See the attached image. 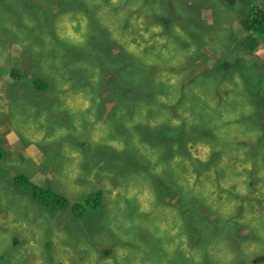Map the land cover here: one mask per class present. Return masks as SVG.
<instances>
[{"label": "rangeland", "instance_id": "1", "mask_svg": "<svg viewBox=\"0 0 264 264\" xmlns=\"http://www.w3.org/2000/svg\"><path fill=\"white\" fill-rule=\"evenodd\" d=\"M257 3L0 0V264H264V133L228 103L264 96ZM127 53L142 66H112Z\"/></svg>", "mask_w": 264, "mask_h": 264}, {"label": "trees", "instance_id": "2", "mask_svg": "<svg viewBox=\"0 0 264 264\" xmlns=\"http://www.w3.org/2000/svg\"><path fill=\"white\" fill-rule=\"evenodd\" d=\"M259 1V0H258ZM115 9V8H113ZM248 17L246 18L247 23H245V26L248 30V33L251 34V36H255L258 38H262L264 37V8H261L260 5L257 3L255 4L253 7L250 8V10L248 11ZM164 23L165 25H168V21L167 19H164ZM129 62L132 65H137V66H142V62L141 60L138 58L137 55L131 53V54H126L124 56H117L114 63H113V67L118 66L121 62ZM245 62H243L244 64ZM242 64V65H243ZM220 66L223 65V63L219 64ZM250 65L247 66V70L246 73L244 74H250L251 70H249ZM141 84H146L145 86L149 88L150 92H162L160 89V85L158 84V82H155V80L152 78V76L150 78H146V81H143L141 83H136V85H141ZM35 87L39 90H43L45 89L46 85L43 82H35ZM248 87V86H246ZM239 97L234 98V100L232 102H228L230 103V107H232V109L238 114V115H242L241 116V120L239 121V124L243 123L245 124V126H247V130H256L259 131L261 133V137H263V133H264V127L261 126V117L258 116L260 114H264V96L261 97H254V98H250L248 97H244L241 95V93L237 92ZM247 93V92H246ZM205 107L203 109H201L202 111H198L197 113V118L196 120H198V122L196 124H198L201 120V117L204 116L205 120L207 122V124H209L210 122V115L207 114L206 112H204L203 110L209 108V106L205 103ZM261 105V106H260ZM218 110V109H217ZM216 110V111H217ZM220 110V108H219ZM215 110H213V112H216ZM219 118H220V111H217ZM255 119H258L257 121H255ZM220 121L217 122V124L219 125V123L221 122V119H219ZM194 124V125H196ZM217 125V126H218ZM168 128V131L166 133L167 138H169L171 136L172 133L175 134L176 138H177V148L175 151H172V154H181L180 150H181V134L183 133V126H178V127H173L171 128L170 126H166ZM211 127V134L206 135H198L196 137H191L190 142L192 144H196L199 142H203V143H208V142H213L215 141V137L212 135V132L215 129V126H210ZM224 145L223 147H225L227 145V143L222 144ZM243 145V144H242ZM246 146H250L247 145ZM252 146V145H251ZM251 146L249 148H251ZM244 147V146H243ZM213 150V149H212ZM250 150V149H249ZM170 151V150H169ZM215 154V153H214ZM213 154V155H214ZM128 156H131V153H127ZM3 158V150L0 147V162L2 161ZM264 167V165H262ZM14 183L17 186L20 187H25V188H30V192L32 194V197L34 200H37L38 202H40L42 205H47L50 206L53 209H61L64 210L68 207H70V201L69 199H65V197L63 196H59L57 194H54L53 192H51L50 190H46V188H40V187H36L35 185H33V183L31 181H29V179H27L26 176L24 175H18L14 178ZM101 202L100 199V193L96 192V193H92L88 198L85 199V204L92 206V207H96L99 203ZM82 205L81 204H75L72 209H74L75 211H77V213H82L83 208H81ZM260 261H264V257L261 258H257L256 262H260Z\"/></svg>", "mask_w": 264, "mask_h": 264}, {"label": "bare ground", "instance_id": "3", "mask_svg": "<svg viewBox=\"0 0 264 264\" xmlns=\"http://www.w3.org/2000/svg\"><path fill=\"white\" fill-rule=\"evenodd\" d=\"M10 16H11V15H10ZM12 18H13V16H12ZM15 19H16V18H15ZM17 19H18V18H17ZM17 22H18V21H17ZM7 73H8V72H7ZM7 73H6V74H7ZM213 118H214V117H213ZM215 118H216V117H215ZM219 119H220V118H219ZM217 120H218V119H217ZM218 121H220V120H218ZM213 122H215V121H213ZM209 124H210V123H209ZM209 124H208V125H209ZM210 125H211V124H210ZM212 125H213V124H212ZM213 126H214V125H213ZM263 141H264V139H263ZM217 172H218V171H217ZM222 172H223V171H222ZM219 174H220V173H219ZM223 176H224V175H223ZM225 176H226V175H225ZM219 177H220V176H219ZM217 178H218V177H217ZM222 178H223V177H222ZM219 180H220V179H219ZM225 183H226V182H225ZM219 185H220V184H219ZM225 185L227 186V184H225ZM225 185H224V186H225ZM229 186H230V185H229ZM229 186H228V187H229ZM221 188H222V187H221ZM226 189H228V188H226ZM233 193H234V192H233ZM223 196H224V195H223ZM226 196H227V195H226ZM65 199L68 200V198H65ZM69 208H70V207H69ZM69 208H67V209H69ZM47 209H49V208H47ZM88 209H89V208H88ZM49 210H50V209H49ZM90 210H91V209H90ZM63 211H64V210H63ZM69 212H70V211H69ZM68 214H69V213H68ZM70 214H71V213H70ZM84 214H85V213H84ZM71 216H72V215H71ZM115 223H116V222H115ZM113 224H114V223H113ZM120 225H121V224H120ZM85 232H86V231H85ZM93 232H94V231H93ZM93 232H92V233H93ZM71 233H72V232H71ZM83 234H84V233H83ZM97 234H98V233H97ZM85 235H87V233H86ZM89 235H90V234H89ZM87 236H88V235H87Z\"/></svg>", "mask_w": 264, "mask_h": 264}, {"label": "flooded vegetation", "instance_id": "4", "mask_svg": "<svg viewBox=\"0 0 264 264\" xmlns=\"http://www.w3.org/2000/svg\"><path fill=\"white\" fill-rule=\"evenodd\" d=\"M236 2H237V1H236ZM249 10H250V9H249ZM249 10H248V11H249ZM249 34H250V33H249Z\"/></svg>", "mask_w": 264, "mask_h": 264}]
</instances>
